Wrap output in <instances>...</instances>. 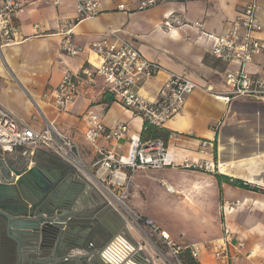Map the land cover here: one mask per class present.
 Returning a JSON list of instances; mask_svg holds the SVG:
<instances>
[{"label": "crops", "instance_id": "obj_1", "mask_svg": "<svg viewBox=\"0 0 264 264\" xmlns=\"http://www.w3.org/2000/svg\"><path fill=\"white\" fill-rule=\"evenodd\" d=\"M139 1L102 0L98 15L80 20L75 0H61L59 3L32 0L13 15L7 30L9 36L2 34L0 39L1 99L20 120L35 129L40 130L45 126V118L56 123V127L81 148L85 168L75 167L45 146L34 145L18 147L10 153L0 151V161L4 158L14 161L29 158L30 165L56 167L72 183L77 205L70 213L77 212L85 217L90 215L94 220L89 222L93 224L92 228L82 229L77 225L71 233V238L80 243L78 234L95 232L96 239L90 247L71 250L76 255L90 253L88 264H162L135 223L133 213L109 202L105 190L89 174L94 171L93 162L98 154L96 146L85 138L87 123L83 114L93 106L102 114L103 122L108 127L127 124L128 135L142 136L145 141L162 139L173 152L178 166L139 168L130 184V205L138 214L152 218L156 224L157 217H151L148 206L152 202L149 190L135 181L139 171L150 176L151 170L155 169L163 173L169 169H186L180 166L188 157L208 161L215 166L219 164L220 173L260 187L263 191L246 189L232 184L225 177L216 181L222 196V228L224 225L230 227L246 246L237 264H264V145L259 150H249L247 146L240 148L239 145L264 143V129L261 128L264 119L256 117V112H250L255 102L264 101L236 97L226 103L205 89V86H211L219 91L228 90L226 72L238 68V64L212 55L211 40L201 34L203 29L214 34L225 31L249 3L258 6L256 16L264 25V0H167L146 10L137 9ZM121 3H125L130 10L119 9ZM167 20L170 26L165 24ZM199 21L204 23L203 28L196 26ZM68 24H71L73 42L81 48L77 55L70 56L61 49L63 32L69 28ZM109 32H115L117 38L136 42L148 59L162 65L157 75L138 88L149 100L159 96L171 72L185 74L199 85L186 98L183 109L164 126H150L144 132L146 121L114 101L101 76L97 77L94 85L81 82L78 97L67 105L66 110L54 107L44 96L48 89L61 81L66 71L81 72L90 66L94 59L90 57L89 47ZM257 36L264 40V27ZM263 63L264 56L256 63L249 64L247 69L264 75ZM250 118L255 120L258 128L260 126V131L250 123ZM204 139L212 142V146L206 153H201L199 147ZM99 145L123 154L130 142L126 136L120 140L102 138ZM187 169L210 173L216 179L213 171ZM165 178L160 183L165 185L168 195L181 192L174 184H168ZM237 202L241 205L237 206ZM70 217L74 219V216ZM30 251H27V255ZM212 257L210 250L204 251L203 263L215 264ZM28 258L23 262L27 263Z\"/></svg>", "mask_w": 264, "mask_h": 264}, {"label": "built area", "instance_id": "obj_2", "mask_svg": "<svg viewBox=\"0 0 264 264\" xmlns=\"http://www.w3.org/2000/svg\"><path fill=\"white\" fill-rule=\"evenodd\" d=\"M60 1L53 0L56 3ZM75 1L80 20L94 17L101 11L102 0ZM166 1L140 0L137 9H150ZM30 3L32 0H0V19L3 21L0 29H5L6 35L13 15ZM118 8L130 10L125 3L119 4ZM257 8L255 3L247 4L240 15L231 21L230 27L221 33L214 34L204 29L201 31V34L211 40L212 55L238 64V68L226 72L228 90L219 91L211 86H205L208 92L226 103H230L236 97L264 101L263 73L247 69L249 64L256 63L264 56V40L257 36V33L263 30L264 25L256 16ZM165 24L171 25L169 20ZM196 26L203 28L204 23L199 21ZM68 27L63 32L61 49L70 56L77 55L81 48L72 40L71 24H68ZM89 54L94 59L90 66L83 68L81 72L66 71L61 81L45 92L44 96L54 107L66 110L67 105L78 97L81 82L94 85L97 77L101 76L112 93L114 101L130 109L134 115L142 117L148 124L162 127L183 109L186 98L199 88V85L187 75L171 72L169 79L161 87L159 96L149 100L140 93L138 88L147 79L157 75L162 65L156 60L148 59L136 42L117 38L115 32H109L103 39L93 43L89 47ZM261 66L264 69V63ZM83 119L87 123L85 138L96 146L98 154V158L93 162L94 171L89 172L90 176L105 190L109 202H114L122 210L133 213L135 223L148 241L150 239L154 243L152 236L158 239L159 245L154 244L155 248L160 251L156 254L161 260H163L161 253L165 257V253L160 248L163 247L172 251L179 264L184 262L181 256L184 251H189L194 264H204L202 254L211 248L210 252H212L215 264H237L238 257L246 246L236 232L227 225L222 228L221 238L211 242L210 247L206 243H190L182 246L170 232L158 223L156 224L152 218L138 214L127 201L133 174L139 168L178 166L174 161L173 152L166 147L162 139L144 141L139 135H128L127 124L108 127L103 122L102 114L93 106H90L83 114ZM125 136L129 138L130 145L123 154L116 153L108 146L99 145L102 138L120 140ZM27 145L45 146L75 167L85 168L81 148L60 131L56 123L45 118V126L40 130L35 129L7 108L0 94V151L10 153L18 147ZM211 146L212 142L204 139L199 151L206 153ZM180 167L204 169L214 173L221 171L219 164L215 166L214 163L191 160L188 157L184 159ZM167 188L172 191L170 186ZM236 205L241 204L237 202ZM163 262L167 264L165 260Z\"/></svg>", "mask_w": 264, "mask_h": 264}, {"label": "water", "instance_id": "obj_3", "mask_svg": "<svg viewBox=\"0 0 264 264\" xmlns=\"http://www.w3.org/2000/svg\"><path fill=\"white\" fill-rule=\"evenodd\" d=\"M30 164L29 158L0 161V228L16 244L20 259L29 257L28 264H88L90 253L71 251L90 247L96 239L95 232L78 234L80 243L71 238L77 225L92 228L94 221L70 213L77 205L75 187L56 167Z\"/></svg>", "mask_w": 264, "mask_h": 264}, {"label": "rangeland", "instance_id": "obj_4", "mask_svg": "<svg viewBox=\"0 0 264 264\" xmlns=\"http://www.w3.org/2000/svg\"><path fill=\"white\" fill-rule=\"evenodd\" d=\"M2 34L5 35V29H0V39ZM255 103L256 105L250 108V112H256V117L264 119V102ZM250 123H253L258 128L253 118H250ZM261 128L264 129V126ZM257 131H260V126ZM239 145L240 148L247 146L249 150H259L263 147L264 143L251 142L247 144L239 143ZM186 169L178 171L169 169L166 173H163L164 171L160 169H155V171L151 170L150 176L145 175L144 171H139L135 181L141 183L149 190L148 195L152 201L148 205L152 212L151 217H157L156 221L172 234V237H174L178 244L186 246L190 243H206L210 247L211 242L222 235L220 215L221 190L219 184L216 182L217 178L214 179L210 173ZM162 178H165L168 184H174L181 192H173L168 195L165 185L160 183ZM251 186L262 190L254 184ZM141 194L143 195V193ZM136 210H139L138 207H136ZM152 239L156 245H159L158 239L155 236H152ZM154 243L149 239V245L155 250L154 253L156 255L160 251L155 248ZM160 248L165 253V257L161 253L163 258L162 264H164V260L167 264H179L172 251L168 248ZM182 264H184L183 261Z\"/></svg>", "mask_w": 264, "mask_h": 264}, {"label": "flooded vegetation", "instance_id": "obj_5", "mask_svg": "<svg viewBox=\"0 0 264 264\" xmlns=\"http://www.w3.org/2000/svg\"><path fill=\"white\" fill-rule=\"evenodd\" d=\"M48 255V252H45L44 256ZM0 264H28L20 259L16 244L7 237L4 228H0Z\"/></svg>", "mask_w": 264, "mask_h": 264}, {"label": "trees", "instance_id": "obj_6", "mask_svg": "<svg viewBox=\"0 0 264 264\" xmlns=\"http://www.w3.org/2000/svg\"><path fill=\"white\" fill-rule=\"evenodd\" d=\"M150 126H153V125H150V124H148V123L146 122V126H145V130H144V132H145ZM141 137H142V136H141ZM142 139L144 140L143 137H142ZM144 141H145V140H144ZM215 175H216V178H217L218 181H220V179H221L222 177H225V178H227V179L229 180V182H231V183L234 184V185H239V186H241V187H243V188L250 189V190H252V189H254V190H258L257 188L251 186L250 183H247V182H245L244 180H241V179H239V178L233 179V178H231V177H229V176H227V175H225V174H222V173H220V172H219V173H215ZM181 256H182V258H183V260H184V264H194V259H193L192 256L190 255L189 251H184V252H182Z\"/></svg>", "mask_w": 264, "mask_h": 264}, {"label": "bare ground", "instance_id": "obj_7", "mask_svg": "<svg viewBox=\"0 0 264 264\" xmlns=\"http://www.w3.org/2000/svg\"><path fill=\"white\" fill-rule=\"evenodd\" d=\"M2 25H3V21L2 19H0V28L2 27Z\"/></svg>", "mask_w": 264, "mask_h": 264}]
</instances>
